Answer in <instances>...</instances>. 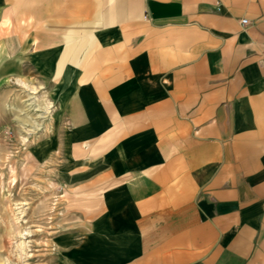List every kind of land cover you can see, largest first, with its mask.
<instances>
[{"label":"crops","instance_id":"1","mask_svg":"<svg viewBox=\"0 0 264 264\" xmlns=\"http://www.w3.org/2000/svg\"><path fill=\"white\" fill-rule=\"evenodd\" d=\"M14 47L58 80L52 264H264V0H0Z\"/></svg>","mask_w":264,"mask_h":264},{"label":"rangeland","instance_id":"2","mask_svg":"<svg viewBox=\"0 0 264 264\" xmlns=\"http://www.w3.org/2000/svg\"><path fill=\"white\" fill-rule=\"evenodd\" d=\"M57 82L20 48L0 55V264H52L55 239L74 223L51 148Z\"/></svg>","mask_w":264,"mask_h":264},{"label":"built area","instance_id":"3","mask_svg":"<svg viewBox=\"0 0 264 264\" xmlns=\"http://www.w3.org/2000/svg\"><path fill=\"white\" fill-rule=\"evenodd\" d=\"M246 22H247V19H244V20H243V23H246Z\"/></svg>","mask_w":264,"mask_h":264}]
</instances>
